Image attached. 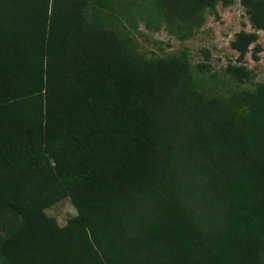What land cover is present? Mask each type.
<instances>
[{"label":"trees","instance_id":"trees-1","mask_svg":"<svg viewBox=\"0 0 264 264\" xmlns=\"http://www.w3.org/2000/svg\"><path fill=\"white\" fill-rule=\"evenodd\" d=\"M233 2L0 0V264H264V82L217 93L129 31L185 41ZM240 4L243 83L264 0ZM47 194L77 214L60 226Z\"/></svg>","mask_w":264,"mask_h":264},{"label":"rangeland","instance_id":"rangeland-1","mask_svg":"<svg viewBox=\"0 0 264 264\" xmlns=\"http://www.w3.org/2000/svg\"><path fill=\"white\" fill-rule=\"evenodd\" d=\"M205 17L203 26L185 41H180L170 35L164 26L159 30L147 29L145 22L139 16H135L132 21L133 26L129 28V31L138 44V51L146 56L155 54L163 57L186 50L193 67L208 63L211 69L204 75L207 86H213V80H221L226 83L224 87L218 88L217 93L228 90L254 89L258 83L264 82V32L262 31L256 32L258 39L256 43L250 46L249 52L242 61V64L253 72L254 78L247 82L238 83L235 80H230L224 72L227 64H240L236 60L238 53L230 47L235 35L241 31L247 33L254 31L248 22V17L240 4V0H234L227 7L218 4L215 10L207 12ZM255 46L260 47V51L256 54L253 52ZM254 55L257 57L256 59ZM50 190L46 192L49 194ZM48 194V202L45 204L47 214L54 217L60 226L65 225L69 219L77 214L75 208L67 197L52 202L49 200Z\"/></svg>","mask_w":264,"mask_h":264}]
</instances>
